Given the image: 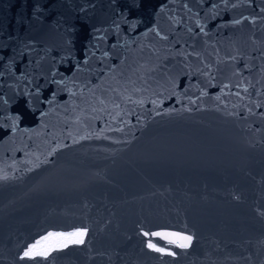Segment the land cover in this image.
Here are the masks:
<instances>
[{
	"label": "water",
	"instance_id": "95a60500",
	"mask_svg": "<svg viewBox=\"0 0 264 264\" xmlns=\"http://www.w3.org/2000/svg\"><path fill=\"white\" fill-rule=\"evenodd\" d=\"M262 9L0 0V264H264Z\"/></svg>",
	"mask_w": 264,
	"mask_h": 264
},
{
	"label": "snow or ice",
	"instance_id": "6c2138e0",
	"mask_svg": "<svg viewBox=\"0 0 264 264\" xmlns=\"http://www.w3.org/2000/svg\"><path fill=\"white\" fill-rule=\"evenodd\" d=\"M251 2V0H249ZM264 11V9H262ZM239 23L240 21H236ZM161 39L167 40L168 36L166 34L161 35V33H156ZM207 68V66H205ZM213 74L209 73V77L212 78ZM55 83H59V81H54ZM227 87V86H226ZM140 91H147V89H140ZM245 92H247V89H244ZM237 96H239V92L236 93ZM132 103H142V101L137 102L133 101L131 96H128L127 98ZM217 99H220V97H217ZM103 103V101H101ZM151 103L155 106L156 101H151ZM113 107L120 108L121 106L118 104H114ZM95 111V109H94ZM127 111V110H126ZM121 120H122V114H121ZM127 122V121H124ZM109 127L111 126V122H107ZM88 235V230L86 228H79L75 229L70 232H49L47 235H45L42 240H38L35 243L31 244L30 246H26L25 250L23 251L22 256L20 257L21 260H34L37 256L47 258L48 255H50L51 251L56 250H63L64 248H67L70 245L73 246H79L83 245L85 243V237ZM144 235L147 237L149 236V233L145 232ZM153 236L161 235L160 233H152ZM168 235L174 236L178 243V247L182 249H187L192 246V242L194 237L192 235H184L181 233H170ZM51 239H55L59 242V247L57 248L56 245H48L47 247H41L43 241H48ZM147 247L149 249H153L156 252H165L163 248L157 247L155 244H153L150 240L147 243ZM169 256H175L176 254L173 252H167L166 253Z\"/></svg>",
	"mask_w": 264,
	"mask_h": 264
}]
</instances>
